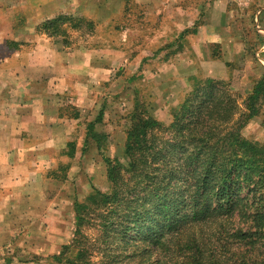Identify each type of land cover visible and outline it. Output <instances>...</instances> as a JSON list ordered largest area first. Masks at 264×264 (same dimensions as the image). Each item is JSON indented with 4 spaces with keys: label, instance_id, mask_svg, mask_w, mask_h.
<instances>
[{
    "label": "crops",
    "instance_id": "0c3cea01",
    "mask_svg": "<svg viewBox=\"0 0 264 264\" xmlns=\"http://www.w3.org/2000/svg\"><path fill=\"white\" fill-rule=\"evenodd\" d=\"M61 1L0 0V264L3 256L23 264L24 253H56L61 247L60 232L45 231V223L61 222L74 199L70 175L97 156L84 149L87 123L101 112L104 117L132 106L127 77L136 74L148 101L165 104L170 92L189 90L192 76L231 74L227 62L236 52L215 59L209 47H246L250 36L239 32L248 20L264 41V0H69L63 10ZM127 2L141 12L139 21H125L120 34L113 32ZM213 12L218 22L176 36L177 26L182 32L200 14ZM77 13L93 18L105 45L62 51L36 34L42 22ZM186 20L192 23L182 25ZM60 165L64 180L54 174Z\"/></svg>",
    "mask_w": 264,
    "mask_h": 264
},
{
    "label": "trees",
    "instance_id": "16d2710c",
    "mask_svg": "<svg viewBox=\"0 0 264 264\" xmlns=\"http://www.w3.org/2000/svg\"><path fill=\"white\" fill-rule=\"evenodd\" d=\"M82 30L91 38L97 24L82 15L59 14L35 31L57 50L70 51L76 49L70 36L85 35ZM195 31L186 29L180 38ZM138 79L140 85L128 81L134 98L124 115L125 163L106 155L110 136L97 129L102 112L86 125L84 149L101 155L108 190L94 187L84 200L73 202L72 242L51 257L53 263L89 264L93 244L85 231L98 227L106 252L102 264H171L164 256L153 257L156 250L170 252L174 236L165 238V233L215 226V249L189 236L180 264H264V143L242 133L260 113L264 76L252 86L243 110L230 88L231 77L192 76L167 125L152 114ZM142 95L145 105L137 98ZM116 244L129 253H112Z\"/></svg>",
    "mask_w": 264,
    "mask_h": 264
},
{
    "label": "rangeland",
    "instance_id": "374dc122",
    "mask_svg": "<svg viewBox=\"0 0 264 264\" xmlns=\"http://www.w3.org/2000/svg\"><path fill=\"white\" fill-rule=\"evenodd\" d=\"M205 3H208V0H204ZM66 2H69V0H62L60 3V8L62 10L64 7H66ZM73 2V0H72ZM120 2V1H119ZM125 16L123 21L127 20H135L137 16H139V10L135 7V5H132L131 2L126 3L125 7ZM65 15V14H64ZM71 15V14H68ZM73 15H81L79 13L73 14ZM161 15V14H159ZM82 16L86 17L87 19H90L92 21L93 18L89 17V15ZM102 16V15H101ZM201 16V18H200ZM199 20L195 21V24L191 25L188 29H195L197 31L198 26H201L204 23H209V21L212 22H218L219 14H215L214 12L211 13H203L200 14ZM143 17V16H142ZM174 17H179L174 15ZM229 18V17H228ZM198 19V18H197ZM105 22V20H104ZM161 22V21H160ZM248 22V28H245L244 30H241L239 32V35L242 34L250 36L248 40H250L247 43L246 47H236L231 49L228 46H219V45H212L209 47L210 54L213 52V54L217 57H220L222 53H224L225 56L232 57V55L236 52L237 56L234 58L233 62L229 63L227 62V67L230 71V75L226 78L231 77L232 81L230 83V88L233 92L238 94V105L241 110L244 109V100L246 96L250 93L252 86L254 83L264 76V60L260 61L264 55V53L260 52L259 49L263 48L262 43H264L263 39L261 43L258 41V32L254 29V22L249 23ZM192 23L190 21H184L183 24ZM179 25V23H177ZM125 25H120L117 27L116 31L120 34L123 29L120 27H123ZM177 26V25H176ZM178 27V26H177ZM176 27V36L180 38V33L177 30H179ZM181 27V26H179ZM201 30V29H200ZM199 30V31H200ZM82 32L86 35V32L82 30ZM103 31H101L102 34ZM100 31L91 38L87 35H80L79 33H73L70 36V41L76 43L75 48L81 49V50H90L92 49L93 45L94 48H97L98 46H103L107 43V41L104 38V34L101 35ZM123 34V33H122ZM189 36V34L187 35ZM186 36V37H187ZM104 38V39H103ZM177 38V39H179ZM187 41V40H183ZM189 45V43L187 42ZM212 48V49H211ZM230 48V49H229ZM259 55V57H258ZM264 59V58H263ZM222 66H220L221 68ZM220 70V69H219ZM219 72L223 73L222 70ZM138 76L133 75L127 77L128 81L133 82L136 85H140L139 79L137 80ZM180 88L181 83L179 84ZM139 89H141L139 87ZM141 93V92H140ZM179 92H170L167 97L165 98V104H162L160 102L155 103L153 101L147 102L150 103L148 106L151 107L152 114L159 119L161 122H164L166 125L170 123L171 116V108L176 106L178 104L179 98L181 97ZM139 102L141 104H146V101L144 99V96H138L137 97ZM148 101V100H147ZM155 107H157L155 109ZM155 109V110H154ZM127 108L124 106L123 109L115 113L114 115H111V113L106 112L104 117L102 118V123L97 127L100 131L106 132L110 136V144L109 148H107L106 155L111 158H117L122 163H125V159L123 158V146H124V139H125V124L126 121L124 119V115L126 114ZM102 126V128H101ZM243 135L253 141L259 142L261 144L264 143V102L262 103L260 113L257 117L253 118L243 129L242 131ZM93 150V149H90ZM89 150V154H93L97 152L96 150H93L92 152ZM97 156H89L91 157V160L88 162H85L83 160L82 163H79L81 166L78 167L75 174L72 176L70 175V182L71 185L68 188V193L70 196H74V201H82L85 199V197L88 195V193L91 192L92 188L97 187L99 190L106 192L108 190L107 180H106V169L105 164L103 162V159L98 152L96 153ZM85 163V164H84ZM55 176L60 178V180H64L66 175L65 166L60 165V167L55 170L54 172ZM1 196V192H0ZM70 209L64 210V214L60 217V221H54L55 224L52 225L51 223H45V227L47 228L45 231H51V233L54 232H60L61 239L59 240L62 244L61 247L58 248L56 253H44V254H34V253H24L23 259L26 260L23 264H54L51 260V257L53 255H57L61 252L63 245H70L72 242L74 230H75V216L73 212V204L69 205ZM72 213V216H71ZM201 227H193L192 229H187L185 233H179L173 232L167 235L168 233L164 234L165 238H169L171 236H174L172 239V242L170 243V252H164L161 251L159 253H156L153 255V257L161 258V256H164L167 261H169L171 264H180L185 259V252L180 250L185 247V245L188 242L189 236H196L199 240V243L201 244H207V249H215L216 244L218 243V235L215 234V226L212 228H204L203 230L197 229ZM85 234L88 236L90 243L93 244V248H90V251H92V256L90 259L89 264H102V259L105 256L104 250L105 245L102 242L103 239L101 237V231L98 230V227L96 228H89L86 229ZM33 239H30V247L33 245ZM114 249L112 253L115 252V255H125L129 253V249L122 250V247H120L118 244L114 245ZM109 249V247H107ZM110 251V250H107ZM11 254V252H8ZM9 254V255H10ZM14 255V254H12ZM161 255V256H160ZM1 261H3L5 264H21V262H17L16 260H13L12 257L3 256L1 258Z\"/></svg>",
    "mask_w": 264,
    "mask_h": 264
}]
</instances>
